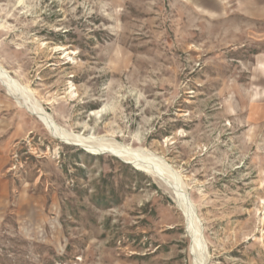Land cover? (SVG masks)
<instances>
[{"label": "rangeland", "instance_id": "374dc122", "mask_svg": "<svg viewBox=\"0 0 264 264\" xmlns=\"http://www.w3.org/2000/svg\"><path fill=\"white\" fill-rule=\"evenodd\" d=\"M0 64V264H195L181 191L204 264H264V0H0Z\"/></svg>", "mask_w": 264, "mask_h": 264}, {"label": "bare ground", "instance_id": "6f19581e", "mask_svg": "<svg viewBox=\"0 0 264 264\" xmlns=\"http://www.w3.org/2000/svg\"><path fill=\"white\" fill-rule=\"evenodd\" d=\"M0 77L6 83V85L9 87V91L13 95L15 94V95H22L23 96V94H25L23 91H26L27 86H25L26 89H23L19 85L17 80L14 79L10 75V73L1 64H0ZM26 93H28V92H26ZM30 93H31V91H30ZM29 98H31V97H29ZM36 103L37 102L35 101V103H34L35 105L34 104L33 105L32 104H28L30 110L34 114L38 115L40 117V119L42 121H44L46 123V125L51 129L53 134L56 135L57 137H59L60 139H62L64 142L80 146V147L84 148L87 152H90L92 154H100L103 151L111 152L115 156H117L118 158L123 160L124 162L129 163V164H134V165H136L137 167H139L143 171H148L149 173L150 172L160 173L159 170H157L158 168L157 169L154 168L155 171L152 170L151 162H149L148 160L144 159L143 155H146V154L142 153V152H144V151H142L143 149L141 151L138 150V149L135 150L136 148L133 149V147H130L129 145H124L122 143H116V142L115 143H106L105 141L102 140L101 137L100 138H95V137H93V135L92 136H90V135L84 136L82 134H78V133L67 131V129L65 130V129L61 128L56 123L54 118L51 115H49L44 109H42L39 106H36ZM149 164H151V165H149ZM170 169H172V168H170ZM160 171L162 172L161 169H160ZM166 172H168V171H166ZM159 175L162 176L161 173ZM186 194L187 193H185L183 191L178 192L177 193V196H178L177 198H179V200H178L179 201V205H180L181 209H183V211H184V213L186 215V218H187V221H188V227H189V230H190V233H191V237L193 239L192 251L194 252L195 258H196L195 264H204L203 247L205 248V246H202V242L201 241L203 239L200 238V235L202 233L200 234V230H199V228L196 225V216H195V213H194V208L192 207L191 202L189 201V199H188Z\"/></svg>", "mask_w": 264, "mask_h": 264}]
</instances>
